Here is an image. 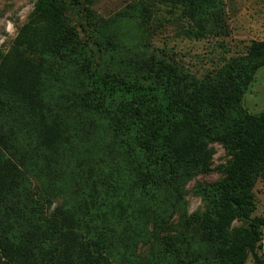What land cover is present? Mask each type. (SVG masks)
Returning <instances> with one entry per match:
<instances>
[{
	"label": "trees",
	"instance_id": "1",
	"mask_svg": "<svg viewBox=\"0 0 264 264\" xmlns=\"http://www.w3.org/2000/svg\"><path fill=\"white\" fill-rule=\"evenodd\" d=\"M93 5L39 0L1 59L0 264H264V114L243 109L264 43L200 79L153 47L151 13L182 11L201 39L220 28L223 0H140L110 17ZM211 143L236 165L196 189L208 211L191 218L188 245L141 256L209 172ZM235 221L243 239L220 242Z\"/></svg>",
	"mask_w": 264,
	"mask_h": 264
},
{
	"label": "rangeland",
	"instance_id": "2",
	"mask_svg": "<svg viewBox=\"0 0 264 264\" xmlns=\"http://www.w3.org/2000/svg\"><path fill=\"white\" fill-rule=\"evenodd\" d=\"M39 0H0V62L9 53L21 29L28 23ZM140 0H94V9L104 17L113 16ZM224 16L220 28L201 39L190 38L195 29L180 10L157 6L151 13L150 25L155 31L153 47L200 79L216 74L236 60L246 57L254 44L264 43V0H223ZM250 115L264 114V63L255 75L243 101ZM209 172L198 174L185 186V196L158 236L141 243L138 253L147 257L153 248L181 252L188 245L193 230L191 218L203 217L206 203L196 193L200 186H215L225 181L236 165L233 154L222 143H211L206 151ZM256 211L253 218L264 219V178L253 188ZM248 228L245 221H235L221 234L219 241L239 243ZM153 231L152 226L149 227ZM259 255L264 259V240ZM227 264V262L225 263ZM246 264H256L251 256Z\"/></svg>",
	"mask_w": 264,
	"mask_h": 264
}]
</instances>
